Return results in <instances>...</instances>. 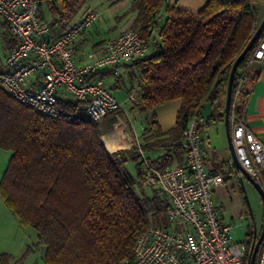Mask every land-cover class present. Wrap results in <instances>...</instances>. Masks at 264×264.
I'll return each mask as SVG.
<instances>
[{
	"label": "trees",
	"instance_id": "obj_1",
	"mask_svg": "<svg viewBox=\"0 0 264 264\" xmlns=\"http://www.w3.org/2000/svg\"><path fill=\"white\" fill-rule=\"evenodd\" d=\"M84 1L37 0L40 19L50 29L67 24ZM254 1L206 0L201 9L189 13L166 0H131L127 13L136 16L132 28L148 47L144 57L133 61L142 78L133 109L144 114L180 101L174 127L164 133L152 122L150 135L139 146L108 152L99 123L88 120L84 105L75 99H58V117L49 118L0 89V149L10 152L0 197L18 224L35 231L33 248H43L45 264L131 261L137 237L149 226H171L167 198L145 187L143 177L147 167L161 171L171 165L170 150L181 157L182 133L194 116H204L206 106L205 124L224 116L214 113L225 96L231 67L260 23ZM45 13L51 17L48 22ZM158 16L157 34L151 35ZM0 27L4 48L10 51L15 41L5 23ZM256 44L238 65L231 102ZM154 148L167 154L155 160L142 157ZM128 163L134 165L135 176L128 172ZM29 252L30 248L16 263Z\"/></svg>",
	"mask_w": 264,
	"mask_h": 264
},
{
	"label": "built area",
	"instance_id": "obj_2",
	"mask_svg": "<svg viewBox=\"0 0 264 264\" xmlns=\"http://www.w3.org/2000/svg\"><path fill=\"white\" fill-rule=\"evenodd\" d=\"M99 19V13L87 11L81 20L61 35L46 40L50 28L39 16L37 0H0V22L7 26L14 47L5 56V71L0 74V89L17 102L49 118H57V93L62 91L84 105L86 118L100 122L120 109L103 81H91L98 71L108 69L120 74L122 64L144 57L147 45L133 29L122 31L90 51L83 63L74 54L75 42ZM160 16L150 26L157 34ZM4 33L0 27V36ZM264 65V32H262L245 69L237 82L230 104L231 141L240 166L264 189V144L245 126L237 115V106L246 100L244 78L250 65ZM39 74L38 87L27 81ZM138 91L128 95L138 101ZM203 115L194 116L178 142L182 165L171 164L163 170L150 167L143 184L155 188L168 200L166 219L170 227L149 226L140 234L131 261L121 264H248L252 241H233L232 225L223 224L215 208L212 193L225 176L242 179V173L229 159L222 172L206 171L201 150L202 134L197 130ZM254 264H264L262 240Z\"/></svg>",
	"mask_w": 264,
	"mask_h": 264
},
{
	"label": "crops",
	"instance_id": "obj_3",
	"mask_svg": "<svg viewBox=\"0 0 264 264\" xmlns=\"http://www.w3.org/2000/svg\"><path fill=\"white\" fill-rule=\"evenodd\" d=\"M130 3L131 0H120L118 3L112 0L110 3H104L100 9L93 10L99 13V19L75 42L74 54L81 63L84 62L86 55L94 50L96 46L117 37L122 31L133 29L132 24L136 16L134 13H127ZM205 3L206 0H166L167 5L176 6L189 13L197 12ZM252 7L256 10L257 19L260 22L264 18V0L254 1ZM89 10L92 9L77 13L67 24H59L51 28L50 34L45 37L46 40H52L72 28ZM162 13V19H164ZM44 17L47 22L51 20L50 15L47 13L44 14ZM8 52L9 50H7ZM1 70L2 72L5 71V66L1 67ZM90 79L91 81H103L113 96L114 91L120 93L117 94V97L114 96L120 104V109L107 115L99 122L102 142L108 152L112 153L120 149L144 144L146 137L150 135L148 131L149 125L154 121L161 132L164 133L174 127L176 114L180 107L179 100L159 105L144 114H140L133 109L135 103L128 100V95L138 89L142 79L141 71L134 66L133 62L122 64L118 76L112 75L108 69H103L94 74ZM40 81V75L34 74L27 81V85L31 88H36L39 86ZM244 90L246 100L241 108L237 110V115L243 120L245 126L253 135L264 144V65L258 62L250 65ZM63 93L65 92L60 91L57 93L58 99H60L59 96ZM224 102L225 96L220 102V109L215 111V115H224ZM125 119H128L129 122L127 123L130 126L125 125ZM214 120L208 124H205L204 120V123L199 124L201 126L199 133L202 134L201 150L205 169L209 173L217 174L222 172L226 162L232 159V154L228 147L224 116ZM169 153L173 155L172 164L182 165V158L177 153L173 154L171 150ZM166 154V150L154 148L143 152L142 157L146 160H155ZM9 158L10 152L0 149V179ZM244 180V177L238 179L231 175L225 176L224 182L216 187L212 193L215 208L223 224L233 226L234 222L246 215L247 205L243 198ZM10 216L15 218L0 197V221L2 219L5 222L9 220ZM15 220L16 218L13 219V224H15ZM233 241L236 242L234 238ZM250 241H252V238L246 241V243ZM35 242L32 243V247ZM32 251L34 255H27V257H30L24 259V264L27 261L29 264H45L42 258L43 253L37 248L31 249ZM17 260L19 259H17L16 255H10L9 261L16 263Z\"/></svg>",
	"mask_w": 264,
	"mask_h": 264
},
{
	"label": "rangeland",
	"instance_id": "obj_4",
	"mask_svg": "<svg viewBox=\"0 0 264 264\" xmlns=\"http://www.w3.org/2000/svg\"><path fill=\"white\" fill-rule=\"evenodd\" d=\"M110 1L112 0H85L78 13L87 9H100L104 3H110ZM119 1L120 0H114L115 3H118ZM1 37L3 36H0V68L5 66V56L7 54V50L4 48ZM117 94L120 93L114 91L115 97H117ZM59 97L61 100L65 101L74 100L73 96L68 93H63ZM124 121H126L125 125L130 126L128 125L129 123H127L129 122L128 119H125ZM126 168L132 176H135V168L133 164L128 163ZM243 188V198L247 205V212L243 218L233 223L232 236L236 242L249 241L254 227L256 228V231L259 232L262 225V216H264V205H262L261 198L257 191L246 180L243 182ZM144 190L146 193H149L150 191L147 188H144ZM12 217L13 216H10L9 220H6L5 222H3L2 219L0 221V264H24V259L30 256H25V258L18 263H12L7 257L10 255H16L17 259H20L29 248L33 249L32 243L36 240V234L33 229L18 224L17 220H15L16 222L13 224V219L15 218ZM39 250L43 252V248ZM26 255H34V252H29ZM26 263L29 264L28 261Z\"/></svg>",
	"mask_w": 264,
	"mask_h": 264
},
{
	"label": "water",
	"instance_id": "obj_5",
	"mask_svg": "<svg viewBox=\"0 0 264 264\" xmlns=\"http://www.w3.org/2000/svg\"><path fill=\"white\" fill-rule=\"evenodd\" d=\"M264 32V18L260 21L256 31L254 32L253 36L251 37L250 41L246 45L245 49L242 51V53L238 56V58L234 61L229 77L227 80V87H226V93H225V102H224V125H225V130H226V137H227V142H228V147L229 150L232 154V160L235 163L236 168L242 173L244 179L248 181L254 189L257 191L259 194L262 205H264V189L260 187L258 183H256L250 176L249 174L240 166V164L237 161L234 147L231 141V133H230V127H229V113H230V104H231V93H232V86L235 78V73L237 71L239 63L243 60L245 55L252 50L256 42L258 41L261 33ZM208 113H209V107L206 106L205 108V113H204V119H208ZM264 240V216H262V226H261V231L259 235H257L256 228L254 227L253 233H252V246H251V253L249 255V262L248 264H254L255 256L257 253V250L262 242Z\"/></svg>",
	"mask_w": 264,
	"mask_h": 264
},
{
	"label": "flooded vegetation",
	"instance_id": "obj_6",
	"mask_svg": "<svg viewBox=\"0 0 264 264\" xmlns=\"http://www.w3.org/2000/svg\"><path fill=\"white\" fill-rule=\"evenodd\" d=\"M261 226H262V225H261ZM260 231H261V228H260ZM260 231H259V232L257 231V235H259Z\"/></svg>",
	"mask_w": 264,
	"mask_h": 264
}]
</instances>
